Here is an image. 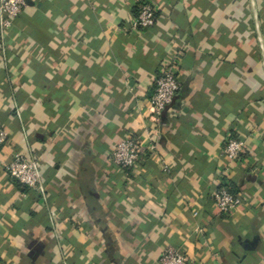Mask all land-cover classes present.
<instances>
[{"label": "crops", "instance_id": "1", "mask_svg": "<svg viewBox=\"0 0 264 264\" xmlns=\"http://www.w3.org/2000/svg\"><path fill=\"white\" fill-rule=\"evenodd\" d=\"M29 0L0 31V264H264V63L250 0ZM264 46V0H254ZM179 90L159 121L162 66ZM141 147L130 173L109 159ZM243 142L235 161L222 154ZM36 160L42 191L12 180ZM231 184L241 204L219 211Z\"/></svg>", "mask_w": 264, "mask_h": 264}, {"label": "built area", "instance_id": "2", "mask_svg": "<svg viewBox=\"0 0 264 264\" xmlns=\"http://www.w3.org/2000/svg\"><path fill=\"white\" fill-rule=\"evenodd\" d=\"M25 6L26 0H0V31L4 32L9 29ZM155 21V6L144 0L139 3L137 15L131 23V29L134 31L147 29L154 26ZM178 90L179 83L175 65L172 63L164 64L155 79L154 91L150 100V111L154 121L160 120L162 113L172 102ZM6 140L7 133L0 128V148L6 143ZM243 150L244 144L241 140L229 138L223 145L222 154L228 161L232 162L239 158ZM140 155L139 143L135 139L124 138L115 145L109 159L118 169L130 173L138 164ZM5 170L9 177L20 186L42 191L41 174L36 160L16 154L6 164ZM212 197L219 211L225 214L233 212L241 204L240 198L231 194L225 187L217 189ZM158 264H187V259L179 251L167 248L159 256Z\"/></svg>", "mask_w": 264, "mask_h": 264}, {"label": "water", "instance_id": "3", "mask_svg": "<svg viewBox=\"0 0 264 264\" xmlns=\"http://www.w3.org/2000/svg\"><path fill=\"white\" fill-rule=\"evenodd\" d=\"M26 1L28 2L29 0H26ZM250 4H251L252 11H253L256 34H257V38H258V42H259V46H260V50H261V54H262V59H263V63H264V46H263V42H262V38H261V34H260V29H259V25H258V20H257V16H256V11H255V7H254V0H250Z\"/></svg>", "mask_w": 264, "mask_h": 264}, {"label": "trees", "instance_id": "4", "mask_svg": "<svg viewBox=\"0 0 264 264\" xmlns=\"http://www.w3.org/2000/svg\"><path fill=\"white\" fill-rule=\"evenodd\" d=\"M17 184H18V183H17ZM221 187H225V188H227V190H228L231 194L236 195L237 190H236L231 184H228V183L222 181V184H221V186H220L219 188H221Z\"/></svg>", "mask_w": 264, "mask_h": 264}]
</instances>
